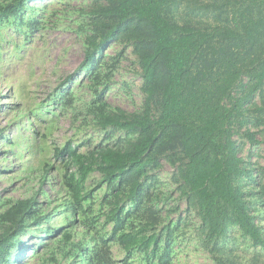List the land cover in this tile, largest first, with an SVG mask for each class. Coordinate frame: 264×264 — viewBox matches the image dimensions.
Masks as SVG:
<instances>
[{"label":"trees","instance_id":"1","mask_svg":"<svg viewBox=\"0 0 264 264\" xmlns=\"http://www.w3.org/2000/svg\"><path fill=\"white\" fill-rule=\"evenodd\" d=\"M30 1L0 0V30L42 27L43 18H25ZM81 15L89 23L79 29L80 69L92 98L77 109L72 89H56L36 105L35 120L18 111L36 159L23 176L36 185L25 198L0 196V264H173V231L159 229L146 201L148 171L160 160L176 165L180 195L195 209L209 259L264 264V186L243 184L258 180L236 141L264 144L248 126L264 129V102L252 117L246 113L253 94L264 90V0H94ZM113 43L130 46L141 70L138 111L109 106L99 91L103 51ZM70 109L73 120L76 112L91 116L105 138L93 147L67 140L49 149L54 117ZM110 132L124 140L108 144ZM94 173L99 178L90 185ZM233 231L243 248L233 244ZM29 238L36 240L31 247L23 245ZM113 245L123 260L114 258ZM249 249V257L239 252Z\"/></svg>","mask_w":264,"mask_h":264},{"label":"rangeland","instance_id":"2","mask_svg":"<svg viewBox=\"0 0 264 264\" xmlns=\"http://www.w3.org/2000/svg\"><path fill=\"white\" fill-rule=\"evenodd\" d=\"M93 1L32 0L28 3L30 8L25 18H43L42 27L31 32L25 24L21 28L5 25L0 30V130H3V136L14 141L11 147L6 139L0 137V169L3 171L0 172V196L3 199L25 198L36 185L26 182L23 176V171L32 162L36 163V159L30 155L34 142L30 136L31 129L25 130L28 125L26 115H18V111L29 113L35 120L36 105L45 102L56 89L59 92L72 89L77 109L92 98L91 90L86 86L89 84L86 71L80 69L84 61V47L79 29L81 22H88L81 11L89 9ZM103 56L100 67L103 85L99 86V91L104 89L102 98L111 107L127 112L138 111L143 101L142 77L132 48L113 43L103 51ZM70 75L72 79L65 86H59ZM263 102L264 90L261 89L253 94L247 106V116L252 117L255 114L253 109ZM53 105L55 103H51L50 107ZM74 115H77V120H73L70 109L54 117L52 132L44 143L49 149L61 146L67 140H73L74 145L89 141L88 146L93 147L105 138L104 132L92 126L91 116H83V112ZM255 124L251 122L248 126L256 132L258 139H264V129ZM110 133L112 136L108 144L116 143L119 138L124 140L121 133ZM236 141L240 155L255 167L254 176L258 180L243 184L252 188L264 186V144L252 148L240 137ZM87 147L80 151H87ZM176 174V165L165 160H160L157 168L148 171V207L157 211L159 229L169 227L173 231V264H214L202 246L201 235H198L200 223L195 209L180 195ZM98 178L97 173L90 175V185ZM102 193L103 190H99L98 201ZM106 229L109 230V227ZM233 235L236 236L233 244L243 248L244 242L239 233L233 231ZM35 241L29 238L23 245L31 247ZM111 252L116 260H123L124 253L117 246L113 245ZM239 252L247 257L254 254L251 249ZM29 259L27 254L26 261Z\"/></svg>","mask_w":264,"mask_h":264}]
</instances>
